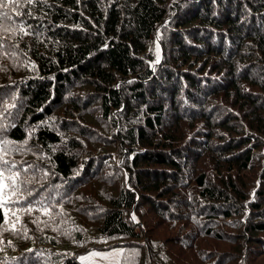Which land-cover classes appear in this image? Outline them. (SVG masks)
Segmentation results:
<instances>
[{"label": "trees", "instance_id": "16d2710c", "mask_svg": "<svg viewBox=\"0 0 264 264\" xmlns=\"http://www.w3.org/2000/svg\"><path fill=\"white\" fill-rule=\"evenodd\" d=\"M0 173V264H264V0L0 8Z\"/></svg>", "mask_w": 264, "mask_h": 264}, {"label": "rangeland", "instance_id": "374dc122", "mask_svg": "<svg viewBox=\"0 0 264 264\" xmlns=\"http://www.w3.org/2000/svg\"><path fill=\"white\" fill-rule=\"evenodd\" d=\"M121 247L115 246L112 248L97 250L93 249L79 256L81 264H117ZM99 253V255H93ZM84 258V259H81Z\"/></svg>", "mask_w": 264, "mask_h": 264}, {"label": "snow or ice", "instance_id": "6c2138e0", "mask_svg": "<svg viewBox=\"0 0 264 264\" xmlns=\"http://www.w3.org/2000/svg\"><path fill=\"white\" fill-rule=\"evenodd\" d=\"M14 2H16V0H9L8 3H4L3 0H0V8H7L10 3H14ZM28 2L31 3L32 0H28ZM4 15H6V13ZM17 15H19V13H17ZM5 179L11 181V184L8 186L9 188L15 187V177L14 176L4 177L3 173H0V207H3V204H4L2 197H3L4 189H5V185L3 183ZM15 202L16 201H8V203H15ZM30 210L31 209H28V211ZM93 255H99V253H93ZM81 259H84V258H81Z\"/></svg>", "mask_w": 264, "mask_h": 264}, {"label": "bare ground", "instance_id": "6f19581e", "mask_svg": "<svg viewBox=\"0 0 264 264\" xmlns=\"http://www.w3.org/2000/svg\"><path fill=\"white\" fill-rule=\"evenodd\" d=\"M37 37V36H36ZM256 156V155H255ZM22 157H23V155H22ZM263 157V156H262ZM27 164V163H26ZM29 167V166H28ZM25 170V169H24ZM26 170H28V169H26ZM29 171V170H28Z\"/></svg>", "mask_w": 264, "mask_h": 264}]
</instances>
